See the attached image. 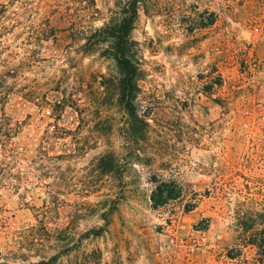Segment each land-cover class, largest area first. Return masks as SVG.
Masks as SVG:
<instances>
[{
    "label": "rangeland",
    "instance_id": "obj_1",
    "mask_svg": "<svg viewBox=\"0 0 264 264\" xmlns=\"http://www.w3.org/2000/svg\"><path fill=\"white\" fill-rule=\"evenodd\" d=\"M122 1L0 0V264H264V0H146L145 126L87 45Z\"/></svg>",
    "mask_w": 264,
    "mask_h": 264
},
{
    "label": "trees",
    "instance_id": "obj_2",
    "mask_svg": "<svg viewBox=\"0 0 264 264\" xmlns=\"http://www.w3.org/2000/svg\"><path fill=\"white\" fill-rule=\"evenodd\" d=\"M146 0H123L117 4L114 16L102 27L96 28L89 37L87 45L92 48L107 46L105 52L117 65L120 78L117 82L118 103L135 122L145 126L136 111L139 69L133 60L134 42L132 34L140 19V10ZM110 173L114 172L111 168ZM153 191L155 206H165L171 200L182 196V189L173 188L171 183L158 182Z\"/></svg>",
    "mask_w": 264,
    "mask_h": 264
}]
</instances>
